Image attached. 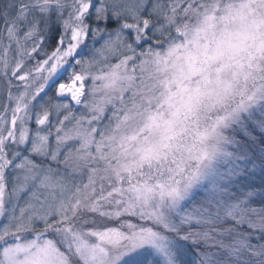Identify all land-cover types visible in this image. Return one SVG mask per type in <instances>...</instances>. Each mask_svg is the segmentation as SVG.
Instances as JSON below:
<instances>
[{
  "label": "snow or ice",
  "instance_id": "6c2138e0",
  "mask_svg": "<svg viewBox=\"0 0 264 264\" xmlns=\"http://www.w3.org/2000/svg\"><path fill=\"white\" fill-rule=\"evenodd\" d=\"M0 264H264V0H0Z\"/></svg>",
  "mask_w": 264,
  "mask_h": 264
}]
</instances>
